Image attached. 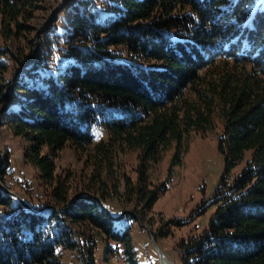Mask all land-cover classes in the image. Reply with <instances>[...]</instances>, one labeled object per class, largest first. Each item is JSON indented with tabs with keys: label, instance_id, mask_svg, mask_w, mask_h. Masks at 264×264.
<instances>
[{
	"label": "trees",
	"instance_id": "obj_1",
	"mask_svg": "<svg viewBox=\"0 0 264 264\" xmlns=\"http://www.w3.org/2000/svg\"><path fill=\"white\" fill-rule=\"evenodd\" d=\"M47 1L0 0L2 38L35 32ZM63 12L65 58L56 66L39 59L12 85V63L32 56L0 49V125L26 141L47 204L63 209L12 207L0 187V264H64L67 250L84 264H140L130 222L167 188L152 184L148 166L172 141L180 147L191 131L219 128L218 207L203 233L182 241L183 264H264V8L255 0H69L44 35ZM68 146L88 151L94 166L86 194L73 199L70 177L56 173ZM123 147L140 150L138 178L124 184L136 208L114 218L94 195L107 203L118 193L112 170Z\"/></svg>",
	"mask_w": 264,
	"mask_h": 264
},
{
	"label": "rangeland",
	"instance_id": "obj_2",
	"mask_svg": "<svg viewBox=\"0 0 264 264\" xmlns=\"http://www.w3.org/2000/svg\"><path fill=\"white\" fill-rule=\"evenodd\" d=\"M61 1L63 0L47 1L48 9L38 14L33 22L36 31L32 34L7 41L0 33V49L14 56H18L19 53L22 56L31 55L30 66L39 59L51 66H56L64 60L62 50L65 44L61 38L67 27L64 12L58 16V20L51 25V29L45 35L43 30L36 37L39 29ZM255 4L264 8V0H255ZM21 67L19 63H12L8 78H14ZM219 133L220 128L206 135L191 131L180 147L177 141H172L163 150L159 162L148 166L152 184L158 186L166 183L167 188L150 210L139 209L140 218L130 222L133 245L140 264H183L182 241L203 233L209 227L218 207L214 201L217 185L225 173V157L219 150ZM26 146L27 143L22 137L15 135L7 126L0 125V152L4 158L2 169L5 168L6 172L5 183L1 178L2 182L35 208H42L49 205L47 202L51 200L50 189L42 184L39 171L25 159ZM139 153V149L126 147L119 148L116 152L112 171L115 176L114 182L119 184L118 193L110 196L107 203L104 202L113 213L132 211L136 208L135 202L127 201L124 184L126 176L133 181L138 178ZM251 153L248 151L244 159L232 169V177L243 170ZM88 154V151H77L68 146L56 159V173L62 179L70 177L72 199L79 194H86L85 186L94 170L92 161L87 160ZM105 174L104 176H107ZM112 183L110 181V191L113 189ZM94 196L100 198L99 194ZM15 204L14 198L12 207H15ZM3 211L4 206L0 204V214ZM81 261L80 251H64V264H81ZM112 261L108 264H116Z\"/></svg>",
	"mask_w": 264,
	"mask_h": 264
},
{
	"label": "water",
	"instance_id": "obj_3",
	"mask_svg": "<svg viewBox=\"0 0 264 264\" xmlns=\"http://www.w3.org/2000/svg\"><path fill=\"white\" fill-rule=\"evenodd\" d=\"M67 1L69 0H63L61 1V3L51 12L49 18L47 19V21L42 25V27L39 29L38 33L36 34V37L39 36L40 32L45 30L48 26H50L51 22L53 20L56 19L57 17V14L59 13L60 11V8L62 7V5H64ZM32 64V62H28V63H22V67L21 69L18 70L17 74L15 75L14 77V80H13V84L16 83V81L18 80V77H19V74L21 72L22 69H25L27 67H29L30 65ZM12 85L10 87H12ZM9 87V88H10ZM8 88V89H9ZM7 89V90H8ZM3 159L2 158L0 160V171L2 169V166H3ZM0 187L9 195L13 196L15 199H16V204H15V207H18V206H23L24 208L28 209L29 211L31 212H34V213H40L42 210H45V209H54L56 211H63L62 208H59L57 206H53V205H48V206H43L42 208H35L34 206H32L31 204H29L28 202H26L22 197H20L18 194L14 193L12 190H10L7 186L4 185V183L2 182L1 180V176H0ZM97 199L100 200V202L102 203L103 207L105 209H107V206L105 205V203L99 198V197H95ZM124 213V211L120 212V213H111V216L114 217V218H118L120 216H122ZM70 229H72L75 233H76V230H74L72 227H70ZM153 237V236H152ZM154 238V237H153ZM76 242L79 243V238L76 236L75 238ZM81 257H82V254H81ZM81 264H84L83 262V259L81 261Z\"/></svg>",
	"mask_w": 264,
	"mask_h": 264
}]
</instances>
